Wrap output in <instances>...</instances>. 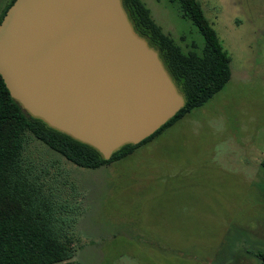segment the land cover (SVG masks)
I'll return each instance as SVG.
<instances>
[{
    "label": "rangeland",
    "instance_id": "rangeland-1",
    "mask_svg": "<svg viewBox=\"0 0 264 264\" xmlns=\"http://www.w3.org/2000/svg\"><path fill=\"white\" fill-rule=\"evenodd\" d=\"M197 1L230 59L228 80L202 106L94 169L25 138L20 182L72 239L73 264H260L264 0ZM142 2L182 50H200L175 1Z\"/></svg>",
    "mask_w": 264,
    "mask_h": 264
},
{
    "label": "water",
    "instance_id": "water-1",
    "mask_svg": "<svg viewBox=\"0 0 264 264\" xmlns=\"http://www.w3.org/2000/svg\"><path fill=\"white\" fill-rule=\"evenodd\" d=\"M0 78L30 115L104 159L182 106L120 0H13L0 19Z\"/></svg>",
    "mask_w": 264,
    "mask_h": 264
},
{
    "label": "trees",
    "instance_id": "trees-1",
    "mask_svg": "<svg viewBox=\"0 0 264 264\" xmlns=\"http://www.w3.org/2000/svg\"><path fill=\"white\" fill-rule=\"evenodd\" d=\"M13 0H6L0 19ZM175 1L202 38L198 52L182 48L152 19L142 0H120L132 31L154 49L182 97V106L138 143H124L107 159L92 147L30 115L10 97L0 78V264H73L72 239L60 235L47 210L20 182V155L27 135L79 168L94 169L121 160L155 138L219 91L230 75L229 57L197 0ZM254 255L264 264V253Z\"/></svg>",
    "mask_w": 264,
    "mask_h": 264
}]
</instances>
